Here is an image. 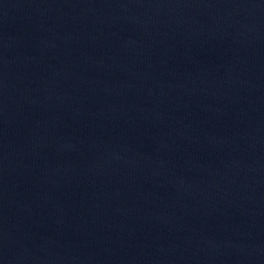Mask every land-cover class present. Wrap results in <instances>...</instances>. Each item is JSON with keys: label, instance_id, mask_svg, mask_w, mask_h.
I'll use <instances>...</instances> for the list:
<instances>
[{"label": "water", "instance_id": "95a60500", "mask_svg": "<svg viewBox=\"0 0 264 264\" xmlns=\"http://www.w3.org/2000/svg\"><path fill=\"white\" fill-rule=\"evenodd\" d=\"M0 264H264V0H0Z\"/></svg>", "mask_w": 264, "mask_h": 264}]
</instances>
